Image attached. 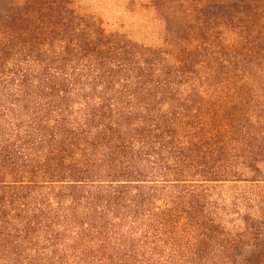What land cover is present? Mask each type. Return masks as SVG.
Listing matches in <instances>:
<instances>
[{
    "label": "trees",
    "instance_id": "16d2710c",
    "mask_svg": "<svg viewBox=\"0 0 264 264\" xmlns=\"http://www.w3.org/2000/svg\"><path fill=\"white\" fill-rule=\"evenodd\" d=\"M69 1L5 0L0 11V241L11 247L39 237L34 244L46 250L43 244L53 248L69 232L80 251L91 235L128 222L165 237L200 230L201 244L204 222L178 214L180 201L167 193L160 205L155 196L234 176L218 164L255 137L264 0H208L218 11L207 27L214 39L179 57L174 70L157 69L156 78L150 73L161 63L134 69L130 53L139 51L118 46L93 23L74 24ZM56 40L62 50L49 62L44 54ZM198 54L206 59L195 61ZM74 99L82 103L77 121L70 118ZM249 154L253 162L258 152Z\"/></svg>",
    "mask_w": 264,
    "mask_h": 264
},
{
    "label": "rangeland",
    "instance_id": "374dc122",
    "mask_svg": "<svg viewBox=\"0 0 264 264\" xmlns=\"http://www.w3.org/2000/svg\"><path fill=\"white\" fill-rule=\"evenodd\" d=\"M207 1L70 0V4L65 5L73 12L74 24L81 23L80 19L93 23L123 49L129 50L134 46L139 51V54L130 53L134 69L143 67L146 60L161 63L154 65L150 73L156 78L161 75L157 69L167 67V70H174L179 57H187V53L201 47L205 40L214 39L212 29L207 27H212L218 11L215 4ZM5 5V0H0V11ZM222 31L225 38L232 37L230 30ZM52 44L44 54L49 62L54 60L51 58L53 52L61 53L62 50V43L56 40ZM199 55L195 56V61L206 59ZM88 62L82 63L88 66ZM10 65L12 62L9 61L7 66ZM76 66L81 68L80 64ZM199 68L201 74L207 73L202 66ZM28 69L36 70L32 64ZM90 73L94 75V70ZM179 87L188 89L189 83ZM257 95L261 96L259 102L263 108L259 107L251 115L254 139L249 145L239 143L219 164L213 161L226 167L225 170L234 175L230 177L232 179L202 181L192 187L169 188L166 192L156 193V205L163 202L161 197L167 193L168 199L172 197L180 201L173 208L178 214L191 218L196 216L198 222H204L206 229L204 227L201 232L207 236L201 244L194 236L200 230L192 232L186 229L185 237L178 232L165 233V237L151 231L145 234L142 228H131L126 222L119 228L107 229L99 237L91 235L88 245L83 247L85 250L80 251L73 249L69 232L53 248L43 244L47 246L46 250H40L34 244L41 241L39 237L30 244L23 239L11 247L0 241V264H264V156L260 154L264 148V90L259 89ZM2 97L1 94V101ZM72 106L73 114L78 117L72 114L70 118L77 121L82 118L79 111L82 103L74 99ZM255 150L258 154L252 158L253 162H249L248 157H252L249 151L254 153ZM213 162L203 166H211ZM249 164L257 167L261 176L254 177ZM158 208L163 209L162 206ZM158 208H152L150 212H156ZM136 210L138 216L147 214L146 209ZM31 246L34 248L30 249Z\"/></svg>",
    "mask_w": 264,
    "mask_h": 264
}]
</instances>
